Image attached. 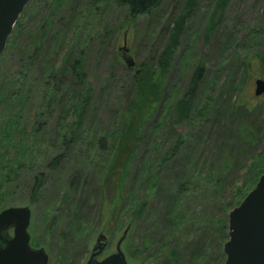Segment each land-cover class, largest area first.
<instances>
[{
    "label": "rangeland",
    "instance_id": "obj_1",
    "mask_svg": "<svg viewBox=\"0 0 264 264\" xmlns=\"http://www.w3.org/2000/svg\"><path fill=\"white\" fill-rule=\"evenodd\" d=\"M55 1L61 5L53 24L57 19L56 34L64 37L58 51L71 50L72 58L84 52L92 97L79 140L67 151L61 131L70 101L62 95L44 131L18 145L0 142V153H7L5 167L0 165V212L31 208L30 243L46 249L49 264H85L100 234L107 241L102 259L116 252L129 225L121 249L130 264H224L228 214L244 199L239 192L250 187L255 171L249 164L264 150V94L255 95V81L264 79V0H229L224 6L195 0L191 8L188 0H161L153 13L137 18L117 0ZM47 8V0H33L27 11L40 20ZM185 14L162 86L168 92L176 85L178 99L202 67L198 116L180 119L162 104L142 127L128 166L129 153L115 163L112 135L135 94L134 71L121 56H132L135 69L144 63L155 68L176 20ZM211 20L214 28L207 33ZM255 30L263 32L256 39L249 36ZM15 52L0 61V81L17 63ZM39 104L35 96L32 114ZM206 105L209 112L202 116ZM162 115L167 122L153 133ZM33 125L31 119L29 130ZM105 135L108 149L102 150L96 139Z\"/></svg>",
    "mask_w": 264,
    "mask_h": 264
},
{
    "label": "trees",
    "instance_id": "obj_2",
    "mask_svg": "<svg viewBox=\"0 0 264 264\" xmlns=\"http://www.w3.org/2000/svg\"><path fill=\"white\" fill-rule=\"evenodd\" d=\"M32 1L24 8L8 39L4 52L0 55V61H2L7 52L15 49L14 56L17 58L15 66L6 71L4 73L5 77L0 81V142L9 140L10 144L17 142L16 145H18V142L22 140L36 137L41 129L44 131L52 114V106L62 95L65 100L70 101V105L64 112L65 124L61 131V144L63 149L67 151L79 140L78 132L81 131L92 97L88 75L84 66V52L81 51V55L77 58H72L71 50H62L61 53L58 51V41L64 37L62 32L56 34L55 25L58 20L56 19L54 25L53 16L55 11L60 9V2L47 0L49 9H45L46 13H43L40 20H36L37 14L30 15L27 11V7ZM117 1L120 5L128 7L131 18L153 13L161 2V0ZM228 1L219 0L223 6ZM194 2L195 0H188V7L191 8ZM185 21L186 14L181 15L176 20L169 42L159 56L155 68L148 63H144L139 66V71L137 72L134 67H128L125 63L129 70L134 71L135 94L131 104L123 112V120L120 122L122 126L119 125L120 128L117 127L115 136L112 135L114 141V149L112 151L115 163L123 153H129L125 160V165L128 166V162L132 160L138 147L142 127H144L145 123H148V118L153 116L162 104L164 110L178 112L180 119H188L191 114H196V91L202 79V67H196L188 93L178 99L176 85L171 86L168 92L162 86L172 54L179 46ZM210 23L207 33L214 28L213 20ZM257 34L262 35L263 32L255 30L250 32L249 36L256 39ZM59 53L62 59L57 62L59 57L56 58L55 55L59 56ZM50 55H53V61H46ZM121 58L123 59L122 56ZM136 65L138 64L136 63ZM66 88H68V91L62 93ZM173 93H176V95ZM35 96L38 97L40 106L32 114L34 108L30 106H33L32 102ZM212 100H215L218 104L217 98H212ZM209 108V105L204 106V109L200 110L199 114L205 116L209 112ZM215 108L213 107V109ZM196 116L198 115L196 114ZM160 117V120L156 121L153 126V133L160 130L167 122V116L164 117L162 115ZM31 119H34V125L29 130L28 123ZM248 132L250 133V131ZM245 136L248 137V134ZM96 140L102 150L108 149L109 136L105 135ZM5 154L7 153H0V165L3 167H5L3 164ZM64 154L65 152L58 154L54 157L53 162L57 163L58 159H61ZM127 166L123 169L125 174L127 171L129 172V167L127 170ZM249 168L255 171L251 176L250 187L247 188L246 180V185L244 186L247 188L246 191L243 192L241 190L239 192L241 198H244L254 188L260 176L264 173V150L252 158ZM142 176L143 174L140 175V178ZM80 183L83 184V181H79V185ZM240 200L242 201L243 199ZM240 200L237 204H240ZM224 236L225 238H222V241L225 243L229 238V226ZM222 256L225 259L224 249Z\"/></svg>",
    "mask_w": 264,
    "mask_h": 264
},
{
    "label": "water",
    "instance_id": "obj_3",
    "mask_svg": "<svg viewBox=\"0 0 264 264\" xmlns=\"http://www.w3.org/2000/svg\"><path fill=\"white\" fill-rule=\"evenodd\" d=\"M31 0H0V55L4 52L8 39L24 8ZM123 50L128 53L130 49ZM128 67H135L132 56L125 55ZM138 72L139 70L136 69ZM255 95L264 94V79L255 81ZM31 208L12 206L0 212V264H49L45 248L31 246ZM229 238L223 249L226 256L224 264H264V173L252 190L239 205L228 214ZM130 225L117 244L116 252L99 259L106 246V236L100 234L97 244L85 264H130L121 243L127 236ZM12 230L13 234L10 235Z\"/></svg>",
    "mask_w": 264,
    "mask_h": 264
}]
</instances>
